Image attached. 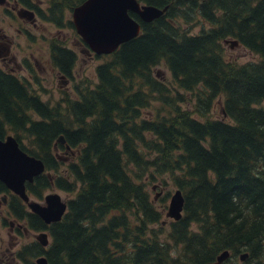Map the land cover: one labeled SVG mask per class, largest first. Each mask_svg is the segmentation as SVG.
Masks as SVG:
<instances>
[{"label": "trees", "instance_id": "obj_1", "mask_svg": "<svg viewBox=\"0 0 264 264\" xmlns=\"http://www.w3.org/2000/svg\"><path fill=\"white\" fill-rule=\"evenodd\" d=\"M81 1L49 0V13L70 23L63 12ZM137 1L166 9L149 22L128 12L140 31L112 53L94 54L102 60L91 86L74 83L50 104L0 73V139L13 135L44 164L26 193L73 192L48 225L24 207L13 211L48 238L43 246L34 236L15 254L24 264L37 256L46 264H203L227 250L221 264H264V0ZM226 46L255 60L238 62ZM49 59L69 75L76 57L54 46ZM159 64L170 81L152 72ZM59 135L64 156L53 148ZM69 150L74 159L63 162ZM162 175L174 187L169 197L178 189L183 198L177 219L166 206L165 232L146 190L150 181L165 184Z\"/></svg>", "mask_w": 264, "mask_h": 264}, {"label": "water", "instance_id": "obj_2", "mask_svg": "<svg viewBox=\"0 0 264 264\" xmlns=\"http://www.w3.org/2000/svg\"><path fill=\"white\" fill-rule=\"evenodd\" d=\"M162 9L140 4L137 0H83L73 6L70 11V21L75 33L85 44L87 53L95 55L110 54L117 47L134 38L140 31V23L130 17L128 12L134 13L141 22H149L160 16ZM232 47L237 45L236 40H225ZM56 141L63 142L62 135ZM67 147V146H66ZM44 171L42 161L22 151L12 135H5L0 139V183L27 203L31 213L36 214L44 224L60 220L65 210V203L60 201L58 194L46 195V205L28 201L25 194V183L32 182L34 176ZM52 196L54 199H47ZM158 196V193L155 194ZM183 198L178 189L170 195L166 215L177 219L180 217ZM35 239L46 244V234L40 232ZM228 256L223 250L212 261L203 264H221ZM246 253L239 254V261H243ZM35 264H46L40 256L34 259Z\"/></svg>", "mask_w": 264, "mask_h": 264}, {"label": "rangeland", "instance_id": "obj_3", "mask_svg": "<svg viewBox=\"0 0 264 264\" xmlns=\"http://www.w3.org/2000/svg\"><path fill=\"white\" fill-rule=\"evenodd\" d=\"M45 1V0H44ZM64 19H69L70 20V11L67 10L64 12ZM183 28H186L187 24H181ZM22 26L20 22L17 20H11L4 15L0 14V28L2 29L3 32L9 34L12 36L14 39H18L17 41V52L19 54H29V60L32 62V59L36 60V67L34 65L31 66L33 69L34 73L36 74V80L41 84L42 89L38 90L36 84L34 83L32 85V88H35L36 92L39 95V98L41 100H48L50 104L54 103L59 96L61 95V90L64 91V87H60V83L56 82V79L53 75L54 70L50 67L49 65V54H48V49L46 46V42H44L43 37H38L36 36V40L33 43H27L23 35L18 36L17 34V29H19ZM42 28H44L46 31L51 30L53 32V28L50 27L49 25H46L45 23L40 24ZM46 26L50 27L47 28ZM190 31L191 32H197L198 29L200 28V23L198 24H192L190 25ZM38 27L35 28L37 30ZM38 35V33L36 34ZM51 35V34H49ZM75 32L74 29L71 27H61L60 28V33L58 38H60L65 45H67L68 48L73 50L75 53V63L73 66L72 70V77L70 79V84L68 85V89L71 88L72 84H76L77 86H82L85 83H88L89 86H91L95 81V73H94V67L101 62V58H96L93 53H91L90 56L86 55L84 52H81L83 48H85V44L79 43L78 44V39L75 37ZM227 49V54L230 55L231 58H234L238 62H244V61H250V60H255V57L253 54L248 52L246 49L236 46L233 49H230L226 46ZM50 53V52H49ZM14 74L17 72H23L27 76L26 70H15L13 69ZM152 72L156 74L158 77H162L166 81H170V74L166 70L163 64H159L152 68ZM187 101H185L182 104V107L188 108V110H192L191 104L193 102V96L191 93H185ZM218 104H214L211 108L210 111V116L212 117H218ZM35 118V117H33ZM22 141V140H21ZM24 145H27V142L23 141ZM23 145V146H24ZM61 156H64L62 152H59ZM74 157L72 158L71 156L68 159H65L63 162H68L70 160H73ZM64 169V164H60V169L58 171H61ZM160 178H163L165 181V184L160 183L159 181H150L146 185V190L149 191V196L152 201L153 206L162 212V216L160 218V221L162 222L163 226V231L165 232L169 227L167 224V221H164V216L163 213L166 210L168 198H169V193H171L174 189V187L170 184L169 180L166 178L165 175L160 176ZM151 183H156L157 187L153 190L150 189ZM56 192L62 200H66L70 197L73 196L72 193H66L60 189H57L55 187L51 188H43L40 191L39 195H44L48 192ZM161 192L159 196L154 198V194L157 192ZM168 191V195L163 198L164 194ZM3 196L0 194V197ZM29 199H33L36 201L41 202V198H38L34 195H29ZM4 208V207H2ZM5 215L4 210L0 209V253L3 254V257L1 258L4 263L7 262V258L10 257L12 253H16L17 249H19V245L11 244V239L7 230V224L2 223L1 224V217ZM13 216L10 214L6 218V221L8 220H13ZM169 231V230H168ZM20 241H25L26 238H23V236H20ZM30 238L26 240V242H30ZM15 241H18L16 238ZM15 245V246H14ZM8 251V252H7ZM35 258V257H34ZM18 261V260H17ZM7 264V263H6ZM17 264H22L20 261L17 262Z\"/></svg>", "mask_w": 264, "mask_h": 264}, {"label": "flooded vegetation", "instance_id": "obj_4", "mask_svg": "<svg viewBox=\"0 0 264 264\" xmlns=\"http://www.w3.org/2000/svg\"><path fill=\"white\" fill-rule=\"evenodd\" d=\"M27 1L28 4L24 5L22 2H19V0H0V14L4 15L5 17L11 20L13 19L17 20L22 24V26L19 29H17L18 36L23 35L26 40V44L35 42L36 36L43 37L44 42H46L48 54L50 52L51 47L54 48V46L64 47L70 52H73V50L68 48L67 45H65V43L60 38H58L61 27H71V29L73 28L71 21L68 19L70 23H64L61 25L56 23L54 21L55 19L49 13L50 12L49 0H45V1L27 0ZM42 23H45L46 25L52 27L54 29L53 32H51V30L46 31L44 28H42V26H40V24ZM36 27H38L37 30H35ZM46 27L50 29V27L48 26ZM37 33L38 35H36ZM75 37L78 39L77 40L78 44L82 43L81 39L77 35ZM17 41L18 39L15 38L13 39L11 35L3 32L2 29L0 28V73L4 74L5 76H10V77L14 76L20 83H22L25 87H27L28 92H30L32 95L39 97L35 88H32V85L35 83L38 90L40 89L43 90L41 84L38 82V80H36V74L31 68L32 65L36 67V60L32 59V62H30L29 54H19L17 52V44H16ZM85 48H83L81 52H84L86 55L90 56L91 53H87ZM49 65L54 70L53 75L56 79V82L60 83L59 85L60 87H64V91L61 90V93H67V94L72 93L73 84L71 88H69V90L67 89H68V85L70 84L69 78L72 77V70L74 65L71 67L69 75H65L62 72H60L58 67L52 65L51 61H49ZM13 69L15 70L24 69L27 72V76L23 74V72H17L14 74ZM57 143L63 145L64 147L63 150L59 149L60 145L58 146ZM53 148L54 150H59L62 153H66V151L68 150L64 141L63 142L54 141ZM69 153L73 158L74 157L73 151L69 150ZM0 185L3 186L1 183ZM27 185L28 183L25 185V187ZM52 193H56V192L52 191L44 195L36 196L38 198H41V202L33 199H29L28 196L33 195L31 193L28 194L26 193V196L29 202L34 201L40 205L45 206L46 200L44 197ZM0 194L3 195L0 197V209L4 210L5 212V215L1 217V224L2 223L7 224V230L11 239V244L16 243L15 245H19L20 246L19 248L23 249L26 246V244H30L36 241L34 239V236L35 233L39 231H32L31 229H27L25 226H22L24 222L22 220H17L13 215V211L19 207H24L28 210V212H30L26 202H24L18 195L14 194L4 186L3 189H0ZM60 201L65 203V209H66V200H62L60 198ZM10 214L13 216L14 219L6 221V218ZM20 236H23V238H26V240H28L29 238L31 240L30 242H26V240L20 241L19 239ZM16 238L18 239V241H15ZM35 258H33V261ZM7 259H8L6 262L7 264H17L18 261L24 264L22 257L16 255L15 253H12L10 257H8Z\"/></svg>", "mask_w": 264, "mask_h": 264}, {"label": "bare ground", "instance_id": "obj_5", "mask_svg": "<svg viewBox=\"0 0 264 264\" xmlns=\"http://www.w3.org/2000/svg\"><path fill=\"white\" fill-rule=\"evenodd\" d=\"M47 199H54L52 196H48ZM55 200V199H54Z\"/></svg>", "mask_w": 264, "mask_h": 264}]
</instances>
